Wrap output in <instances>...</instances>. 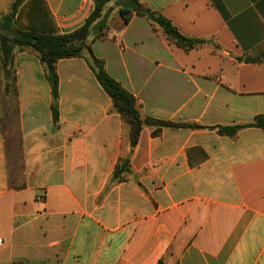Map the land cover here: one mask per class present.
Listing matches in <instances>:
<instances>
[{"label":"crops","instance_id":"0c3cea01","mask_svg":"<svg viewBox=\"0 0 264 264\" xmlns=\"http://www.w3.org/2000/svg\"><path fill=\"white\" fill-rule=\"evenodd\" d=\"M17 1L0 0V16ZM139 2L208 44L186 53L119 11L92 53L144 118L182 127L145 126L132 149L86 59L58 62L55 100L39 56L17 49L11 102L0 78V264H264V130L219 131L264 117V0ZM94 8L24 0L16 25L69 35Z\"/></svg>","mask_w":264,"mask_h":264},{"label":"trees","instance_id":"16d2710c","mask_svg":"<svg viewBox=\"0 0 264 264\" xmlns=\"http://www.w3.org/2000/svg\"><path fill=\"white\" fill-rule=\"evenodd\" d=\"M24 0H18L12 7L8 15L0 16V78L2 82V93L5 98L13 100L16 96V72L14 69V58L16 50H30L36 53L41 62L46 66L49 72V79L52 84L54 99L58 95V77L56 67L59 61L75 58L86 59L90 68L94 72L99 83L105 92L112 99L114 110L118 112L125 123L130 127L131 148L134 149L138 143L142 130L145 126L157 128H179L180 125H174L168 122L158 121L152 118H144L142 115V106L138 100L129 93L124 86L114 80L107 73L105 64L97 59L92 53V44L98 40H103L106 36L95 37L91 46H87V36L90 24L100 18L105 6L113 0H93L95 11L86 24L78 31L69 35H54L52 33H40L35 31H23L16 25V11ZM45 10V8H44ZM136 14L143 17L154 30H159L165 38L171 43L189 53L199 47L208 44V41L189 38L182 35L170 20L161 13L152 11L143 7L139 0H131L130 6L120 10V16L124 25H128L132 16ZM218 49V47H216ZM86 50L88 57L83 53ZM54 122H58V109L56 104L52 106ZM3 119L0 118V128L3 126ZM260 128L264 130V117L259 116L253 124L235 127H219L222 134L235 135L244 128ZM3 132V129H2ZM131 174V162L126 156L119 159L114 173V180L121 182ZM161 264V263H160Z\"/></svg>","mask_w":264,"mask_h":264},{"label":"rangeland","instance_id":"374dc122","mask_svg":"<svg viewBox=\"0 0 264 264\" xmlns=\"http://www.w3.org/2000/svg\"><path fill=\"white\" fill-rule=\"evenodd\" d=\"M130 1L131 0H113L105 6L100 18L93 21L89 26L86 41L87 46H91V42L93 39H95V37L101 38L103 35L107 36L112 30L119 29V11L124 7L130 6ZM93 13L90 15V17L93 15ZM90 17L88 19H90ZM121 20L123 21L122 18ZM83 53L88 57L86 50ZM11 124L13 125V117L11 118ZM8 128L10 129V126Z\"/></svg>","mask_w":264,"mask_h":264},{"label":"built area","instance_id":"2783aa9c","mask_svg":"<svg viewBox=\"0 0 264 264\" xmlns=\"http://www.w3.org/2000/svg\"><path fill=\"white\" fill-rule=\"evenodd\" d=\"M43 199V197L42 198H40V201ZM0 243H1V241H0Z\"/></svg>","mask_w":264,"mask_h":264},{"label":"water","instance_id":"95a60500","mask_svg":"<svg viewBox=\"0 0 264 264\" xmlns=\"http://www.w3.org/2000/svg\"><path fill=\"white\" fill-rule=\"evenodd\" d=\"M132 154V152L130 153V155Z\"/></svg>","mask_w":264,"mask_h":264}]
</instances>
